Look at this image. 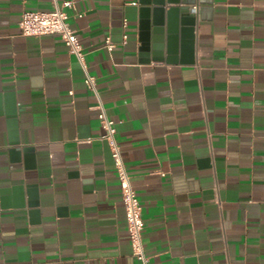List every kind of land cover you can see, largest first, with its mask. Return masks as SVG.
Returning <instances> with one entry per match:
<instances>
[{
    "label": "crops",
    "instance_id": "crops-1",
    "mask_svg": "<svg viewBox=\"0 0 264 264\" xmlns=\"http://www.w3.org/2000/svg\"><path fill=\"white\" fill-rule=\"evenodd\" d=\"M64 1L0 0V264H141L82 65L59 35L20 31L24 10ZM139 8L67 12L116 122L149 264H264V0H200L193 60L180 47L170 63L142 60Z\"/></svg>",
    "mask_w": 264,
    "mask_h": 264
},
{
    "label": "built area",
    "instance_id": "built-area-1",
    "mask_svg": "<svg viewBox=\"0 0 264 264\" xmlns=\"http://www.w3.org/2000/svg\"><path fill=\"white\" fill-rule=\"evenodd\" d=\"M76 0H65L61 5H56L52 10L26 9L21 15L19 27L24 36L59 35L68 47L69 51L76 56L85 72L84 82L98 100V117L103 127V134L99 139L108 143L118 172L119 184L122 192V199L125 206L127 227L130 235L134 256L141 264H149V256L146 253L143 241V229L145 222L143 218V206L136 189L131 180V175L123 159L122 150L117 140L116 122L111 119L103 104L96 85V76L92 75L85 64V52L80 43L78 33L69 24L68 8H73ZM137 4V2H133ZM197 11V6H193ZM123 26H127V20H123ZM127 34H123V41L126 42ZM106 47L111 51L115 44L111 37L106 40ZM73 95V91L70 92Z\"/></svg>",
    "mask_w": 264,
    "mask_h": 264
},
{
    "label": "water",
    "instance_id": "water-1",
    "mask_svg": "<svg viewBox=\"0 0 264 264\" xmlns=\"http://www.w3.org/2000/svg\"><path fill=\"white\" fill-rule=\"evenodd\" d=\"M200 0H139V41L143 61L166 60L168 63L178 60V50L188 61H192L195 29L197 24L196 12ZM189 57V58H188ZM11 115H16L13 108ZM15 120L11 127L15 128ZM13 144L20 143L15 139ZM33 149L23 147L26 157ZM11 154L18 156L20 148H13ZM33 189H28L33 194ZM37 201H30L31 207H36Z\"/></svg>",
    "mask_w": 264,
    "mask_h": 264
}]
</instances>
